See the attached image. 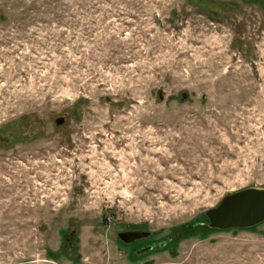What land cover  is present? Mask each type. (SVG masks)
Masks as SVG:
<instances>
[{
    "label": "rangeland",
    "instance_id": "374dc122",
    "mask_svg": "<svg viewBox=\"0 0 264 264\" xmlns=\"http://www.w3.org/2000/svg\"><path fill=\"white\" fill-rule=\"evenodd\" d=\"M247 187L264 0H0V264H264L197 225Z\"/></svg>",
    "mask_w": 264,
    "mask_h": 264
},
{
    "label": "water",
    "instance_id": "95a60500",
    "mask_svg": "<svg viewBox=\"0 0 264 264\" xmlns=\"http://www.w3.org/2000/svg\"><path fill=\"white\" fill-rule=\"evenodd\" d=\"M57 119V124L64 122ZM207 221L197 225L209 229L250 228L264 221V187H247L226 195L220 203L205 211ZM151 235L145 230L119 231L118 236L124 242H134Z\"/></svg>",
    "mask_w": 264,
    "mask_h": 264
},
{
    "label": "trees",
    "instance_id": "16d2710c",
    "mask_svg": "<svg viewBox=\"0 0 264 264\" xmlns=\"http://www.w3.org/2000/svg\"><path fill=\"white\" fill-rule=\"evenodd\" d=\"M207 221V220H206ZM205 227V226H204ZM205 228H207V227H205ZM207 229H209V228H207Z\"/></svg>",
    "mask_w": 264,
    "mask_h": 264
},
{
    "label": "flooded vegetation",
    "instance_id": "af4514ba",
    "mask_svg": "<svg viewBox=\"0 0 264 264\" xmlns=\"http://www.w3.org/2000/svg\"><path fill=\"white\" fill-rule=\"evenodd\" d=\"M135 242V241H134Z\"/></svg>",
    "mask_w": 264,
    "mask_h": 264
}]
</instances>
